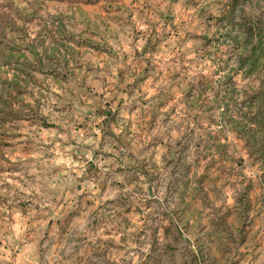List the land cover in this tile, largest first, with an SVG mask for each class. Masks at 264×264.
Here are the masks:
<instances>
[{
	"label": "rangeland",
	"instance_id": "rangeland-1",
	"mask_svg": "<svg viewBox=\"0 0 264 264\" xmlns=\"http://www.w3.org/2000/svg\"><path fill=\"white\" fill-rule=\"evenodd\" d=\"M224 7L222 0H3L0 107H10L14 117L0 119V179L9 174L22 184L13 174L24 165L13 158L31 164L41 145L48 148L45 158L54 159L60 141L44 144L50 132L86 140L96 137L90 125L97 120L102 136L75 190L54 196V208L35 197L4 196L0 204L7 211L0 218L15 222L19 211L37 225L56 209L69 211L73 202L91 212L100 197L123 185L102 183L94 195L85 184L99 181L106 168L105 176L132 175L126 160L164 147L163 171L147 161L135 170L133 183L148 178V195L140 189L134 206L131 194L105 201L106 218L95 232L111 237L135 228L131 237L120 236L118 244L91 233L96 244L85 235L77 238L76 251L104 264H132L124 258L125 245H138L130 250L141 260L143 248L166 242L172 254L158 253V264H179L189 249L201 264H264V52L254 66H238L246 30L235 29V3L228 14ZM250 29L253 42L264 40V25ZM189 46L198 53L192 60ZM206 60L216 66L211 77L196 71L201 64L207 69ZM212 77H219L215 89ZM180 130L172 141V131ZM109 141L115 155L104 150ZM125 146L131 149L126 158ZM2 187L12 192L14 186L5 181ZM9 199L16 200L15 210ZM110 213L123 217L122 226L113 227ZM89 223L84 213L76 217L78 231L89 232ZM73 264L95 262L79 256Z\"/></svg>",
	"mask_w": 264,
	"mask_h": 264
},
{
	"label": "clouds",
	"instance_id": "clouds-1",
	"mask_svg": "<svg viewBox=\"0 0 264 264\" xmlns=\"http://www.w3.org/2000/svg\"><path fill=\"white\" fill-rule=\"evenodd\" d=\"M0 3H3V0H0ZM222 3L225 5L223 14L232 12V5L235 3L238 12L235 24L237 32L241 31L242 27L246 30L247 27L253 24L257 26L264 25V0H222ZM215 14L219 17L222 13L217 11ZM113 27L115 28V26ZM142 27L144 26L142 25ZM122 39L126 45L131 43V40L126 37ZM143 43L144 41L141 40V44ZM190 47L191 46H189V51L187 52L188 60H192L198 56V53L196 51H191ZM125 50L131 52L130 48L126 47ZM204 64H207V69L201 64L196 71H202L205 76L211 77L212 70L216 66L207 60ZM195 75V71L190 73L189 80L195 77ZM221 75L224 74L221 73ZM217 79H219V77H212L213 89L217 86ZM213 95V91L208 93L209 100L212 99ZM48 111L50 112L51 109L49 108ZM188 122L190 123L191 121L189 120ZM96 123H99V121L94 120L93 125H90L92 131L96 132V137H92L91 134H89V138L86 140H81L79 136H72L67 132H65V134H61L60 132L48 133V138L44 141V144H54L57 138L60 141L56 149H54L56 153L54 159L45 158L48 148L43 145L31 153V164L28 163V158L26 157L13 158V163L19 162L24 165L21 172L13 174L20 177L23 183H17L14 179L9 180V174H3V178L0 179V197L8 196L19 199H32L35 197V202H40L42 207L46 205L49 208H54L55 205L51 203L52 198L57 194H62L64 191L75 190L76 184L78 183L77 177L83 175L87 162L93 159L91 149L99 147L102 133L98 128H95L94 125ZM182 135L183 130L172 131V141L179 139ZM71 140H75L76 143L72 144L70 142ZM172 141H165V143H171ZM65 144L67 145L66 147ZM84 145H89L90 148H85ZM104 150L106 152H113L115 155V150L112 147L111 141L106 144ZM128 151H131V149H127L125 146V158L127 157ZM166 153L167 149L161 147L154 156L152 153H147V155L139 156L138 159L126 160V163L132 169V175L111 174L105 176L103 173L108 172L109 169H104L101 173L100 180L85 184V190L91 191L94 195H98L100 192V184L106 183L112 188L113 181L118 182L120 185H123V187L114 188L110 193V197H100L96 202L97 206L94 207L91 212L86 211V208H81L78 204L73 202V204L70 205L69 211L56 209L52 216L45 218L37 225L30 222L31 218L26 220L19 211H16L15 222L9 221L6 218H0V264H73V261H76L79 256H84L85 259H91L95 264H104L102 259L91 256L90 253L85 255L83 252H77L76 248L79 247L77 238L88 235L91 243L95 245L96 239L93 238L91 233H95L96 237L101 239H113L118 244L120 243V236L131 237L132 232L136 230L135 228H125L111 237L104 236L103 231L98 233L95 232L97 227L106 218L105 212L107 211L108 205L105 201L109 198L118 197L127 199L131 194V204L134 206L136 204V196L139 194L140 189H143V195H148V178L141 177L138 184L133 183L135 179V170L136 168L142 169L143 162L147 161L149 165L155 164L157 169L163 171L165 168L163 157ZM73 155L83 158L73 159ZM105 163L114 164V160L105 161ZM53 172H56V174L53 175ZM26 176L34 179H28ZM5 181L14 186L12 192L2 187ZM25 185L27 186L25 187ZM16 189H19V191H16ZM20 193H26L27 195L21 196ZM76 194L79 195V193ZM69 199H72V197L70 196ZM117 202L123 204L124 200H117ZM57 203H60V201H57ZM232 203L231 194H229L228 204L231 205ZM9 205H12L15 210L16 200L9 199ZM5 211H7V208L0 204V214ZM97 212L99 213L98 215L94 214ZM81 213H84L90 221L89 232H81L76 228V217H79ZM109 215L112 216L113 227L122 226L123 217L117 219L114 214L110 213ZM49 230L52 233L51 236L46 235V232ZM65 232L67 234H65ZM191 238L192 237H189V239ZM69 241H71L72 246L71 252L68 251L70 246ZM137 247L138 245L134 243L125 245V251L128 252V255L124 258L125 260H132V264H138L140 260L139 255L135 251L130 250L136 249ZM142 251L148 253L149 248L146 246ZM119 256H124V253H119Z\"/></svg>",
	"mask_w": 264,
	"mask_h": 264
},
{
	"label": "trees",
	"instance_id": "trees-1",
	"mask_svg": "<svg viewBox=\"0 0 264 264\" xmlns=\"http://www.w3.org/2000/svg\"><path fill=\"white\" fill-rule=\"evenodd\" d=\"M246 36L245 42L248 43L247 49L244 53H242L239 57L238 66L247 65L248 68L254 66L256 64L257 58L261 52H264V40L263 38H257L255 42L252 41V31L250 27L246 28ZM253 101H249L247 104H251ZM255 102V101H254ZM14 112L12 109L0 107V119H7L10 117H14ZM41 124L47 126L48 123L46 121H41ZM167 230V228L165 227ZM165 230V231H166ZM172 246L168 243L164 242L161 246L151 245L149 248V252L145 253L138 264H158V253L170 255L172 254ZM157 250V251H156ZM188 259L181 261L179 264H201L200 258L195 254L193 249H189Z\"/></svg>",
	"mask_w": 264,
	"mask_h": 264
}]
</instances>
